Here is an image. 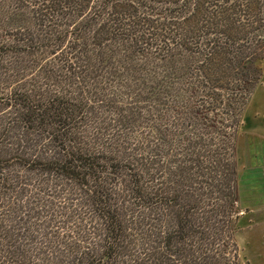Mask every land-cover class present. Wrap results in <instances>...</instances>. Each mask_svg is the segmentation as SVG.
<instances>
[{
	"label": "trees",
	"instance_id": "16d2710c",
	"mask_svg": "<svg viewBox=\"0 0 264 264\" xmlns=\"http://www.w3.org/2000/svg\"><path fill=\"white\" fill-rule=\"evenodd\" d=\"M263 64L264 0H0V264H244Z\"/></svg>",
	"mask_w": 264,
	"mask_h": 264
},
{
	"label": "rangeland",
	"instance_id": "374dc122",
	"mask_svg": "<svg viewBox=\"0 0 264 264\" xmlns=\"http://www.w3.org/2000/svg\"><path fill=\"white\" fill-rule=\"evenodd\" d=\"M10 142L18 145L17 139ZM5 150L0 145V155L6 154ZM234 157L237 214L233 221L234 240L244 264H264V173L262 176L256 173L259 165L264 170V64L259 84L251 94L235 135ZM17 170L32 182L42 179L36 173H28L18 167ZM62 189L79 191L75 185L65 182ZM241 209L245 215H240Z\"/></svg>",
	"mask_w": 264,
	"mask_h": 264
},
{
	"label": "crops",
	"instance_id": "0c3cea01",
	"mask_svg": "<svg viewBox=\"0 0 264 264\" xmlns=\"http://www.w3.org/2000/svg\"><path fill=\"white\" fill-rule=\"evenodd\" d=\"M261 170H262V171H261ZM256 173H257V174L260 173L259 176H262V175H263L264 170L262 169V167H261L260 165L258 166V168H257V170H256ZM241 211H242V213H240V215H241V214H243V215L246 214V212H244V209H241ZM241 211H240V212H241ZM262 212H263L262 216H264V210H262ZM253 222H254V221H253Z\"/></svg>",
	"mask_w": 264,
	"mask_h": 264
}]
</instances>
